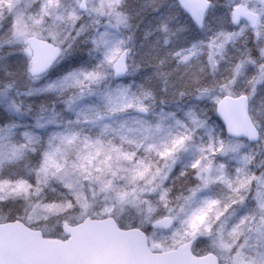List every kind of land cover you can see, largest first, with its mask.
Segmentation results:
<instances>
[{
    "label": "rangeland",
    "instance_id": "374dc122",
    "mask_svg": "<svg viewBox=\"0 0 264 264\" xmlns=\"http://www.w3.org/2000/svg\"><path fill=\"white\" fill-rule=\"evenodd\" d=\"M224 3L228 15L238 6L259 17L254 29L241 22L229 32L210 34L221 7L212 4L213 21L202 32L209 35L207 59L227 69L229 77L196 92L164 79L163 96L155 98L135 82L141 68L130 50L127 78L116 81L111 75V63L125 47L119 28L126 25L127 0H0V114L10 117L0 124V222L3 202L16 197L40 198L23 221L40 230L85 216H109L121 228L143 229L166 216L171 227L151 226L147 233L151 251H167L201 235L194 254L217 256L226 243L228 256L239 250L237 259L264 264V228L260 217L251 215L256 200L249 190L257 189L256 177L264 169V142L221 136L210 112L221 95L245 93L253 124L264 125L259 96L264 88L248 83L260 76L264 60V0ZM153 17L147 24L161 23ZM247 31L255 54L244 42ZM28 36L64 52L41 77L28 76ZM77 39L85 51L77 65L68 66ZM154 40L145 50L164 53ZM166 58L167 77L182 79L183 67ZM177 59L184 64L187 55ZM156 70L144 79L147 85L156 87ZM28 156H34L32 184L9 169ZM189 172L186 196H170L172 182Z\"/></svg>",
    "mask_w": 264,
    "mask_h": 264
},
{
    "label": "water",
    "instance_id": "95a60500",
    "mask_svg": "<svg viewBox=\"0 0 264 264\" xmlns=\"http://www.w3.org/2000/svg\"><path fill=\"white\" fill-rule=\"evenodd\" d=\"M179 9L197 28L203 27L210 8V0H175ZM245 21L254 28L258 15L241 7H234L230 22L236 25ZM25 43L30 52L28 75L36 78L47 73L61 56V50L48 40L28 36ZM31 45V48H30ZM55 50V52H53ZM123 57V68L118 69ZM44 64L38 73L31 71L33 63ZM112 77L121 80L128 73L127 50L123 49L111 64ZM244 96V104L239 97ZM214 114L227 137L255 144L250 139L257 131L249 116L248 98L244 94L221 96L214 105ZM167 217L155 220L152 225L162 229L171 227ZM64 238L45 237L19 220L0 223V264H217L213 253L194 255L192 237L174 249L154 252L148 248L147 235L139 228H120L112 217H85L76 224L61 222Z\"/></svg>",
    "mask_w": 264,
    "mask_h": 264
},
{
    "label": "trees",
    "instance_id": "16d2710c",
    "mask_svg": "<svg viewBox=\"0 0 264 264\" xmlns=\"http://www.w3.org/2000/svg\"><path fill=\"white\" fill-rule=\"evenodd\" d=\"M214 2H218L221 7L219 13L215 15L216 22L214 26L210 27V34H214L216 32H229V30L235 26L230 24L228 12H226V9L224 8L225 0H211L212 4ZM123 11L124 14H126V25L125 28L120 27L119 29L122 31L120 34L121 38L125 41L124 48L134 53V58L136 59V62L139 63L141 68V71L135 78V82H137L141 88L147 89L153 97L159 98L163 96L161 95L159 88L160 84H163L162 81L164 79L170 81L179 90H190L192 92H196V90H204L213 86L216 87L218 81L227 79L229 77L230 72L227 71V69H222V67L220 68L219 66H212L210 60L207 59L209 48L206 37L209 35L202 34L203 28L201 30H197L190 22L188 17L179 9L174 0H127L125 10ZM211 14L212 13L209 10L204 24L206 22L208 24L209 22L213 21ZM151 17H161V23H159V21H153L155 24H147V21H149ZM245 36L246 38L244 42L246 43L247 49L252 52V54H255L256 46L253 40V34L247 31ZM154 39L159 41L160 46H164L160 47V50L166 54L160 53L156 56L152 54L153 52L149 53L145 50L151 46V43L153 44L155 42ZM238 41L239 40H236V45H243ZM72 49L73 56L70 58L71 61L67 64L68 66L77 65L85 51L84 46L81 45L78 39L73 42ZM181 55H187V59L184 64L182 61H178L177 59V57H180ZM163 58H166V61L171 60L173 63L176 62V64H179L183 67L184 72L182 79H179L178 75H173L174 77H167V72L171 70L169 68L171 65L166 64ZM64 65L66 67V64ZM154 68L157 69L155 74L159 75L160 77L156 87L152 84L147 85V83L144 82V79H147L148 75L154 72L152 71ZM126 78L127 76L120 81H123ZM254 79L255 76L249 78L248 83L252 85ZM255 85H259L260 88H264V79L262 80L261 84L257 83ZM263 95L264 91L259 93L261 99H264ZM210 112L212 114L213 120L217 123L220 129V135L225 136L221 124L214 115V111L210 109ZM8 120H10L8 115L5 113L0 114V124H5V122ZM26 125L29 127L31 124L26 123ZM30 128H32V126ZM259 142H261V140ZM33 159L34 156L25 157L18 161V163L10 165L9 169H16L18 173L22 174L27 179V181L32 184L33 179L31 164L34 161ZM190 179V172L183 176L177 177L172 182L173 185L171 187L170 196L179 198L186 196L191 186ZM38 200H40V198L37 197H16L5 200L3 202V211L5 213L4 219H19L24 221L25 213ZM56 228V230H46L43 228L41 231L47 236H60L61 231L59 226ZM150 229V225H146L143 228L146 233H148Z\"/></svg>",
    "mask_w": 264,
    "mask_h": 264
},
{
    "label": "clouds",
    "instance_id": "9594fccd",
    "mask_svg": "<svg viewBox=\"0 0 264 264\" xmlns=\"http://www.w3.org/2000/svg\"><path fill=\"white\" fill-rule=\"evenodd\" d=\"M262 56H264V50H262ZM259 66L261 69V73L260 76L255 77L252 85L253 88L255 87L256 80L264 78V60H261ZM256 123L257 125H261V122L259 120L256 121ZM261 128H264V125H261V127L258 128L257 131L255 132V135L250 137V139L259 138L262 142H264V131H261ZM261 175H264V169L261 170ZM249 190L252 192V198L256 200V204L251 208V215L253 216L258 215L261 220H264V202H261L256 199L255 194L257 189L253 190L250 188ZM245 195H247V193H245ZM241 199L243 200V197H241ZM223 248L225 249V251L217 253V264H252V260L242 261V258L237 259L239 250H237V253H233L231 256H228L226 254V250L230 248V245L225 243L223 245Z\"/></svg>",
    "mask_w": 264,
    "mask_h": 264
},
{
    "label": "snow or ice",
    "instance_id": "6c2138e0",
    "mask_svg": "<svg viewBox=\"0 0 264 264\" xmlns=\"http://www.w3.org/2000/svg\"><path fill=\"white\" fill-rule=\"evenodd\" d=\"M30 48H31V45H30ZM53 52H55V50H53ZM122 60H123V57H121V63L118 65V69H117L118 71L123 68ZM44 67H45L44 64H38V63L34 62L33 65H32L31 71L33 73H38ZM245 99L246 98L244 96L239 97V103L241 105H243ZM250 134L251 135H255V130H252V132ZM256 179L258 181V187H257V191H256V194H255L256 195V199L261 201V202H264V175H261L260 177H256ZM260 226L262 228H264V220H262V223H261Z\"/></svg>",
    "mask_w": 264,
    "mask_h": 264
}]
</instances>
